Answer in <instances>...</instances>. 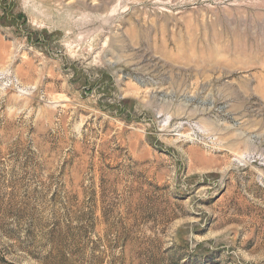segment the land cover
<instances>
[{
    "label": "rangeland",
    "instance_id": "rangeland-1",
    "mask_svg": "<svg viewBox=\"0 0 264 264\" xmlns=\"http://www.w3.org/2000/svg\"><path fill=\"white\" fill-rule=\"evenodd\" d=\"M0 264H264V0H0Z\"/></svg>",
    "mask_w": 264,
    "mask_h": 264
},
{
    "label": "bare ground",
    "instance_id": "bare-ground-1",
    "mask_svg": "<svg viewBox=\"0 0 264 264\" xmlns=\"http://www.w3.org/2000/svg\"><path fill=\"white\" fill-rule=\"evenodd\" d=\"M238 29V28H237ZM232 40H233V38H232ZM235 44V43H234ZM260 52V51H259Z\"/></svg>",
    "mask_w": 264,
    "mask_h": 264
}]
</instances>
